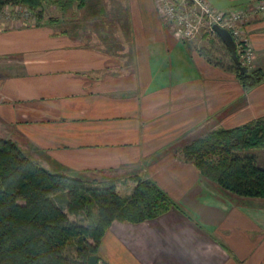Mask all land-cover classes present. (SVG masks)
<instances>
[{
  "label": "crops",
  "instance_id": "1",
  "mask_svg": "<svg viewBox=\"0 0 264 264\" xmlns=\"http://www.w3.org/2000/svg\"><path fill=\"white\" fill-rule=\"evenodd\" d=\"M207 1L222 11L264 3ZM128 5L117 44L75 24L0 22V136L51 172L115 180L127 194L132 176L150 178L183 209L113 221L97 264H264V200L222 190L181 157L206 131L264 116V75L243 86L199 52L214 40L206 31L184 41L155 0ZM242 32L264 73V12Z\"/></svg>",
  "mask_w": 264,
  "mask_h": 264
},
{
  "label": "trees",
  "instance_id": "2",
  "mask_svg": "<svg viewBox=\"0 0 264 264\" xmlns=\"http://www.w3.org/2000/svg\"><path fill=\"white\" fill-rule=\"evenodd\" d=\"M87 2L0 0V9L20 4L34 14L35 26H41L59 21L44 19L46 5L65 14L84 9ZM199 52L208 62L233 71L245 87L263 78L261 68L241 72L217 34ZM255 148H264V116L206 131L183 146L181 157L222 190L264 200V168L257 166L256 155L235 153ZM132 180L134 187L124 195L115 180L88 181L51 172L0 136V264H87L91 255L98 256L101 239L113 221L140 223L173 208L183 211L154 180L139 175ZM72 244L74 256H69Z\"/></svg>",
  "mask_w": 264,
  "mask_h": 264
},
{
  "label": "built area",
  "instance_id": "3",
  "mask_svg": "<svg viewBox=\"0 0 264 264\" xmlns=\"http://www.w3.org/2000/svg\"><path fill=\"white\" fill-rule=\"evenodd\" d=\"M173 35L184 41H194L201 32H213V24L225 28L231 34L241 65L249 66L253 61V50L242 32L244 21L264 12V3L250 9L222 11L214 8L207 0H155ZM16 15L35 19L32 12L20 5H5L0 9V22Z\"/></svg>",
  "mask_w": 264,
  "mask_h": 264
},
{
  "label": "rangeland",
  "instance_id": "4",
  "mask_svg": "<svg viewBox=\"0 0 264 264\" xmlns=\"http://www.w3.org/2000/svg\"><path fill=\"white\" fill-rule=\"evenodd\" d=\"M87 1H88L87 5L84 9L74 10V12H68L65 14H63L60 10L56 9L53 5L48 4L45 6L46 9L44 13V19L47 20L50 17L58 18L59 21L57 22V27L59 30H66V29L71 30L72 29L71 25L75 24L77 26L76 29L83 33L91 34L92 32L102 31L107 38L106 40L117 44L119 41V36L115 32L114 26H117L119 23H124L123 21L126 20L127 16L125 17L126 12L124 11V8L127 6L129 7L128 0H87ZM221 1H225V0H221ZM212 6L216 8L214 4ZM11 18L15 19L19 23L27 22L30 24L36 22V17L35 19L30 17L26 18L25 15H16ZM3 20H7V19H3ZM101 26L103 27L98 29ZM203 33L204 32H201V35ZM206 33L208 35L213 36V38L216 35L215 32L213 33L206 31ZM252 65L253 62L251 63V65L249 66L247 65V67L251 68ZM251 152L256 155L257 166L264 168V148H255L248 150L243 149V150H238L235 153L244 155ZM120 192L124 195L127 194L125 192V187H120ZM71 218L73 219V217ZM73 246L74 244L70 245L67 249V254L69 256H74Z\"/></svg>",
  "mask_w": 264,
  "mask_h": 264
},
{
  "label": "water",
  "instance_id": "5",
  "mask_svg": "<svg viewBox=\"0 0 264 264\" xmlns=\"http://www.w3.org/2000/svg\"><path fill=\"white\" fill-rule=\"evenodd\" d=\"M212 28L214 32L219 36V38L224 42L227 48L230 50L232 59L235 62V64L239 67L240 71L243 73L247 72L248 67L240 64V61L236 53L235 42L229 31L225 28L219 27L216 24H213ZM97 262H98V256L96 254H93L88 258L87 264H97Z\"/></svg>",
  "mask_w": 264,
  "mask_h": 264
}]
</instances>
